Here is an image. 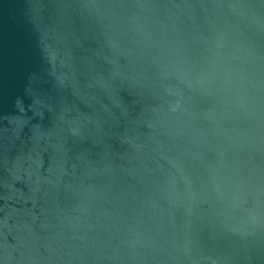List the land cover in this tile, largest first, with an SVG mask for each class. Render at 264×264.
<instances>
[{
	"label": "water",
	"instance_id": "95a60500",
	"mask_svg": "<svg viewBox=\"0 0 264 264\" xmlns=\"http://www.w3.org/2000/svg\"><path fill=\"white\" fill-rule=\"evenodd\" d=\"M0 264H264V0H0Z\"/></svg>",
	"mask_w": 264,
	"mask_h": 264
}]
</instances>
